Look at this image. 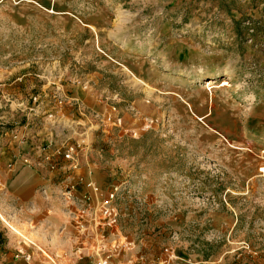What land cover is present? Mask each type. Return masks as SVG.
<instances>
[{
    "label": "rangeland",
    "instance_id": "obj_1",
    "mask_svg": "<svg viewBox=\"0 0 264 264\" xmlns=\"http://www.w3.org/2000/svg\"><path fill=\"white\" fill-rule=\"evenodd\" d=\"M16 66L39 90L9 94ZM56 87L145 264L166 247L173 264H264V0H0V113ZM111 106L104 132L78 112Z\"/></svg>",
    "mask_w": 264,
    "mask_h": 264
},
{
    "label": "crops",
    "instance_id": "obj_2",
    "mask_svg": "<svg viewBox=\"0 0 264 264\" xmlns=\"http://www.w3.org/2000/svg\"><path fill=\"white\" fill-rule=\"evenodd\" d=\"M19 67H14L10 82L14 84L22 82L25 86L24 91L11 89L10 92L9 90L11 96L18 98L23 93L27 94L33 87L37 90L40 88V81L30 75L27 69L17 70ZM73 95L81 101L83 106L95 108L94 97L89 92L86 93L79 89ZM74 109L73 104L66 102L54 110L55 114L45 118L36 130V139L39 140L52 132L60 136L76 138V134H79L77 133L79 127L73 123L76 120ZM49 110L52 109L49 108ZM21 118L22 112L9 110L7 113H0V124L18 123ZM0 131L3 133L0 134V211L2 210L0 215L3 219L6 218L15 224H20L19 226L23 225L25 219L32 218L31 224L19 229L23 232L28 230L32 236L31 241L54 258V262L47 261L42 252L28 242L25 241L26 245L19 241L16 242L8 230L4 229L5 224L0 220V264H96L98 260H102L103 264H145L148 259L145 257L149 254L144 256V251L139 254L132 252L138 246L129 236L120 232L118 220H114L105 227L97 228L95 231L90 229L89 236L81 234L73 224L67 204L59 201L55 195H49L48 199H44L39 191L41 186H46L49 192H54L53 181L56 174L51 172L44 163L31 166L22 164L19 157L27 152L26 148L17 145L9 131L4 132L2 128ZM31 159L32 162H37L35 157L32 156ZM10 162H13L11 168L8 167ZM79 162L81 166L77 171L78 175L83 179H92L100 185L96 178L98 171L96 163L85 153L79 156ZM85 191V185L79 184L77 194H83ZM48 209H50L49 212ZM7 223L11 229H14V233L23 236L18 228L13 227L10 222ZM142 242L143 240L139 244ZM19 247L31 254L29 261L14 257ZM151 255H153V262L150 261L152 263L148 264H173L175 261L167 247L158 253L153 250ZM183 261L186 260L183 259Z\"/></svg>",
    "mask_w": 264,
    "mask_h": 264
},
{
    "label": "built area",
    "instance_id": "obj_3",
    "mask_svg": "<svg viewBox=\"0 0 264 264\" xmlns=\"http://www.w3.org/2000/svg\"><path fill=\"white\" fill-rule=\"evenodd\" d=\"M74 99V97L68 96L60 87H56L51 92L33 93L29 96L30 105L25 108L22 120L10 125L0 124V128L4 132L9 131L10 136L17 145L26 148L27 152L19 157L22 164L31 166L44 163L51 172L56 174V178L53 181L55 193L49 192L46 186L39 188L40 193L44 199H48L49 195H55L59 201L66 203L75 228L81 234L89 236L90 229L95 231L97 228L105 227L114 221L116 216L114 202L118 195L119 186H112L103 194L102 189L94 180L83 179L78 175L77 171L81 166L79 156L84 152L85 138H71L70 136H60L52 132L38 140L35 133L45 118L55 114L54 110L60 108L66 102L72 104ZM49 108L52 110H49ZM78 112L84 119L90 118L93 120L95 126L102 132L110 130L112 127L121 126V116L115 111L113 106L105 113L95 110L89 112L78 110ZM97 119H99V122ZM81 121L84 122L82 119ZM1 133L2 131H0ZM32 156L37 159V162H32ZM12 165L13 162L8 163V167L11 168ZM262 172H264V167ZM79 184H84L86 188V191L80 195L77 194ZM49 211L50 209H48ZM0 218L3 220L1 216ZM26 222L31 224L33 219L28 218ZM5 223L8 225L7 222ZM20 237L25 239L21 240L22 244L26 245L25 241H27L30 245L40 250L47 261L54 262V258L42 248L31 240H27L23 236ZM14 257L16 259L22 258L27 262L30 260L31 254L19 247L16 249ZM96 264H103V262L98 260Z\"/></svg>",
    "mask_w": 264,
    "mask_h": 264
}]
</instances>
